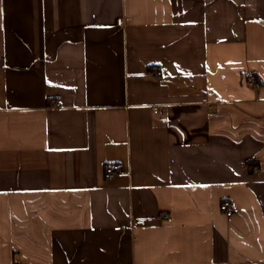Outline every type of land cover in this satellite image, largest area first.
<instances>
[{"label": "crops", "instance_id": "0c3cea01", "mask_svg": "<svg viewBox=\"0 0 264 264\" xmlns=\"http://www.w3.org/2000/svg\"><path fill=\"white\" fill-rule=\"evenodd\" d=\"M14 260L264 264V0H0Z\"/></svg>", "mask_w": 264, "mask_h": 264}, {"label": "built area", "instance_id": "2783aa9c", "mask_svg": "<svg viewBox=\"0 0 264 264\" xmlns=\"http://www.w3.org/2000/svg\"><path fill=\"white\" fill-rule=\"evenodd\" d=\"M122 22L121 19H119L117 21V23L120 25ZM153 74L156 77H160L161 76V69L160 67H156L153 70ZM243 81L244 83H246L247 85H250L252 87H258L260 85V82L258 80V78L251 74V73H247L243 76ZM55 106H59L58 103H55ZM121 170V166L120 164L117 163H113V164H108L104 167V178L108 179L111 178L112 176L116 175L118 172H120ZM220 210L224 213V215L227 218H230L235 210L234 207L232 205V201L230 199H224L220 205H219ZM143 221H137V223H142ZM11 264H20L19 261H13Z\"/></svg>", "mask_w": 264, "mask_h": 264}]
</instances>
